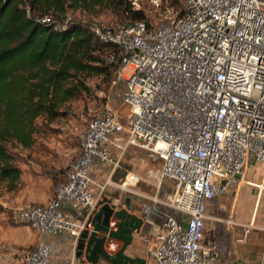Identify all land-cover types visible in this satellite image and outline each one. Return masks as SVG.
<instances>
[{"label": "built area", "instance_id": "built-area-1", "mask_svg": "<svg viewBox=\"0 0 264 264\" xmlns=\"http://www.w3.org/2000/svg\"><path fill=\"white\" fill-rule=\"evenodd\" d=\"M179 1L178 11L166 8L155 24L82 23L114 49L106 62L116 68L109 94L118 103L88 121L51 198L12 211L15 223L39 237L22 264H50L53 234H67L74 249L107 181L100 185L90 171L110 166L108 179L131 148L157 159V182L171 185L162 201L171 212L147 252L150 264H213L216 245H201L205 221L222 223L228 232L235 222L229 214L206 216V205L226 197L248 166L264 169V0ZM36 21L61 28L70 18ZM128 176L136 180L125 174L120 189ZM248 184L257 195L264 192V177L260 187ZM108 201L114 210L122 206ZM63 205L82 208L85 219H68Z\"/></svg>", "mask_w": 264, "mask_h": 264}, {"label": "trees", "instance_id": "trees-1", "mask_svg": "<svg viewBox=\"0 0 264 264\" xmlns=\"http://www.w3.org/2000/svg\"><path fill=\"white\" fill-rule=\"evenodd\" d=\"M102 12L126 20L118 25H149L130 0H0V182L6 183V191L16 189L20 171L5 144L30 148L35 121L59 117V106L85 89L84 80L114 79L116 68L106 62L113 47L97 42L73 17L82 15L88 21ZM42 17L70 21L55 28L36 21ZM63 180L64 175L55 184Z\"/></svg>", "mask_w": 264, "mask_h": 264}, {"label": "rangeland", "instance_id": "rangeland-1", "mask_svg": "<svg viewBox=\"0 0 264 264\" xmlns=\"http://www.w3.org/2000/svg\"><path fill=\"white\" fill-rule=\"evenodd\" d=\"M174 1L169 5L168 2L162 3L159 0L158 6L155 7L148 0H135L134 7L142 11L149 24H155L166 8L173 11L179 10L178 1ZM73 17L81 20V23L97 21L111 26L126 22V20H120L119 17L108 12H102L96 19L88 21L82 15L74 14ZM111 80L112 77L105 76H94L84 80L85 89L76 97L59 106V117L52 121L37 119L35 121L33 144L30 148L22 149L12 142L5 144L11 155L13 165L20 171V179L18 188L13 193L6 191L5 182H0V264H22L25 254L39 240L35 232L12 220V211L20 207L43 203L42 200L46 198L48 191L52 192L54 184L61 179L68 164L77 155L79 138L88 121L94 116L104 113L105 107L110 106V103H118L116 100L113 101L109 94ZM141 158L142 161H145L143 162L145 163L144 170L148 167L155 168L160 165V162L152 156L143 155ZM130 167L131 165L122 159L108 179H106V176L110 174V166H104L105 175L99 172L98 175H94L100 185L107 180L99 205H102L105 199L107 201L109 199L118 200V203L122 204L121 199H116L118 198L116 196L122 197L125 188L120 189L118 181L130 171ZM121 175L123 176L121 177ZM261 177H264V169L258 164H252L244 171L239 184L236 188L234 187L236 191L240 192L235 211L236 216L249 215L243 205L249 200V197L251 198L253 194H256V191L246 186L245 182L257 184ZM46 180L50 182L49 187H47ZM260 197V201L257 200L254 209L256 223L264 222V192H261ZM125 201L123 199V202ZM230 201V198L227 200L224 197L218 199L217 204L227 211L226 208ZM251 203L252 201H250ZM207 214L213 216V203L207 208ZM206 223H208L207 229L209 230L211 222L207 221Z\"/></svg>", "mask_w": 264, "mask_h": 264}, {"label": "crops", "instance_id": "crops-1", "mask_svg": "<svg viewBox=\"0 0 264 264\" xmlns=\"http://www.w3.org/2000/svg\"><path fill=\"white\" fill-rule=\"evenodd\" d=\"M143 155L148 154L142 150L131 148L122 158L131 165L130 171L126 174L134 175L136 180L127 183L129 185L123 189L124 192L122 197L116 196L118 197L116 199H121L122 201V206L119 209L126 210L124 207L126 203V206L129 208L127 212L142 220L139 233L134 235L133 247L132 249H129L128 254L141 257L145 260V264H150L147 252L153 245L155 236L160 230L163 215L171 212V210L162 204L164 198L171 193V185L169 181H163L161 183L157 182L156 178L160 165L155 168L148 167L146 170L143 169L145 166V163H143L145 161H142L141 158ZM103 169L104 167L100 170H91V177L96 181L94 175H98L99 173L103 175ZM19 179L16 183L15 190L18 188ZM122 179L118 182L120 183ZM130 180H132V178L128 176V182ZM46 181L47 187H49L50 182L49 180ZM248 185L257 187L259 184L250 182ZM235 188H233L234 190L232 189L226 196L227 200L229 198L231 200L226 208L228 212L225 209H222L221 205L217 204V201H215V203L210 202L206 205V216H208L207 208L213 203V216L216 215L223 219L229 214L235 222L234 227L228 232L222 223H212L209 221L211 222V226L208 230V223L205 221L201 245L207 246L212 243L216 245V253L211 256L213 264H262L263 233L261 229L264 227V222L256 223V215L254 214L257 200L259 199L260 201L261 197L257 194H253L251 198L249 197V200L245 202V205H243L244 202L242 204L245 206L246 212H249V215L236 216L235 211L240 192L236 191ZM15 190L8 192L13 193ZM51 196L52 192L49 190L46 198L42 200V202L45 203L46 199L48 201ZM123 199L126 201L123 202ZM250 201H252L251 204ZM216 206L219 210L215 208ZM61 210L70 220L83 221L85 219V211L80 207L63 205ZM88 221L89 219L87 220V223ZM110 226H112V223H110ZM90 230L91 229L88 228V232ZM47 240L55 248V253L50 259V264H89L85 261L83 254L77 256V242L73 249V242L67 234H53ZM113 243L116 249L120 246V242L114 241ZM96 264L106 263L100 260Z\"/></svg>", "mask_w": 264, "mask_h": 264}, {"label": "water", "instance_id": "water-1", "mask_svg": "<svg viewBox=\"0 0 264 264\" xmlns=\"http://www.w3.org/2000/svg\"><path fill=\"white\" fill-rule=\"evenodd\" d=\"M102 203L77 240V256L83 254L89 264H96L100 260L106 264H145L143 258L128 254L142 220L127 212L129 208L126 203V210H114L106 199ZM88 228L91 229L89 232ZM114 241L120 242L117 249Z\"/></svg>", "mask_w": 264, "mask_h": 264}, {"label": "bare ground", "instance_id": "bare-ground-1", "mask_svg": "<svg viewBox=\"0 0 264 264\" xmlns=\"http://www.w3.org/2000/svg\"><path fill=\"white\" fill-rule=\"evenodd\" d=\"M131 182H133V180H130V181L128 182V178H126V184H127V183H131ZM257 187H260V185H257Z\"/></svg>", "mask_w": 264, "mask_h": 264}, {"label": "flooded vegetation", "instance_id": "flooded-vegetation-1", "mask_svg": "<svg viewBox=\"0 0 264 264\" xmlns=\"http://www.w3.org/2000/svg\"><path fill=\"white\" fill-rule=\"evenodd\" d=\"M121 177H122V176H121ZM119 179H120V178H119ZM98 209H99V208H98ZM97 211H98V210H97ZM92 217H93V216H91V217L89 218V221L92 220Z\"/></svg>", "mask_w": 264, "mask_h": 264}]
</instances>
